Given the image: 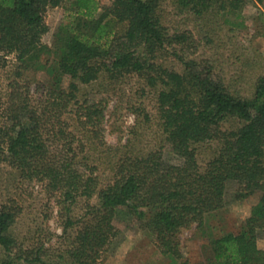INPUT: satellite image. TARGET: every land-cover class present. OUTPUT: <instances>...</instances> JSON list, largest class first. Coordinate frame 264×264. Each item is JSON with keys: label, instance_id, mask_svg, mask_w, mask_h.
Segmentation results:
<instances>
[{"label": "trees", "instance_id": "obj_1", "mask_svg": "<svg viewBox=\"0 0 264 264\" xmlns=\"http://www.w3.org/2000/svg\"><path fill=\"white\" fill-rule=\"evenodd\" d=\"M164 1L0 0V68L8 55L17 64L0 101V165L58 196L65 230L77 226L60 255L64 264H99L122 215L148 232L163 255L182 259L178 234L193 224L202 228L206 215L223 209L230 182L239 198L258 201L238 233L210 240L207 264H264L257 244L264 229V76L251 98L234 93L213 63L188 57L200 41L186 30L169 31ZM240 1L179 0V7L208 26L212 15L235 12ZM60 6L64 20L50 47L42 41L49 30L45 14ZM168 49L182 72L158 62ZM43 70L51 79L35 99L28 73ZM105 74L137 75L155 91L160 141L154 148L106 144L105 98L81 93ZM227 119L238 128L222 130ZM211 141L219 146L200 165L196 145ZM82 200L86 212L72 220ZM21 211L14 199L0 207V246L8 254L19 248L11 229ZM20 256L46 264L40 249ZM0 264L22 263L8 257Z\"/></svg>", "mask_w": 264, "mask_h": 264}, {"label": "rangeland", "instance_id": "obj_2", "mask_svg": "<svg viewBox=\"0 0 264 264\" xmlns=\"http://www.w3.org/2000/svg\"><path fill=\"white\" fill-rule=\"evenodd\" d=\"M105 3L108 0H100ZM235 12L212 15L208 26L196 21L188 13L181 12L179 0H165L162 4V21L170 32H192L200 41L199 50L192 56L198 61H210L234 93L251 98L259 76H264V4L256 0H241ZM228 10V9H227ZM64 8H50L45 14L49 27L42 41L52 46L54 34L64 20ZM208 33V34H207ZM208 35L211 38L204 39ZM0 68V101L5 102L9 82L16 72L15 55L5 57ZM158 62L177 72L183 71L180 61L168 49ZM27 81L26 78H20ZM30 92L40 98L43 86L51 79L49 71L28 73ZM28 82V81H27ZM100 92L106 103L104 122L105 142L118 146L128 141L137 148L152 149L159 144L160 130L156 113V94L137 75L126 74L110 78L102 75L97 81L82 86L81 93ZM1 121V120H0ZM236 120L227 119L220 124L225 131L236 130ZM219 144L217 141L196 145L200 165L212 157ZM10 199L21 206L22 211L11 233L17 239L18 249L10 254L0 246V263L11 257L19 263L29 264L21 254L34 253L40 249L46 264H64L60 255L67 249L76 227L67 231V215L61 213L58 196L47 193L40 183L24 180L7 164L0 165V207ZM225 207L205 216L202 228L193 224L178 234L182 259L174 260L163 255L156 247L153 237L136 222L123 215L114 221L117 236L108 246L99 264H207L210 257V240L226 233H238L257 203L256 195L239 198L236 185L228 183ZM92 204L97 199L91 200ZM82 200L72 208L69 216L78 220L85 214ZM257 244L264 249V229L258 230ZM70 246V245H69ZM20 256V257H19Z\"/></svg>", "mask_w": 264, "mask_h": 264}]
</instances>
